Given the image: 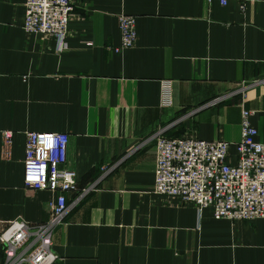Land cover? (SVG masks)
<instances>
[{
    "label": "crops",
    "instance_id": "1",
    "mask_svg": "<svg viewBox=\"0 0 264 264\" xmlns=\"http://www.w3.org/2000/svg\"><path fill=\"white\" fill-rule=\"evenodd\" d=\"M25 1L0 0V234L50 221L58 193L24 186L26 135L66 134L76 191L52 231L57 264H264V221L152 193L158 135L234 144L245 110L264 144V2L72 0L60 50L24 33ZM120 13L137 38L115 53Z\"/></svg>",
    "mask_w": 264,
    "mask_h": 264
},
{
    "label": "built area",
    "instance_id": "2",
    "mask_svg": "<svg viewBox=\"0 0 264 264\" xmlns=\"http://www.w3.org/2000/svg\"><path fill=\"white\" fill-rule=\"evenodd\" d=\"M222 7L236 2L242 10L248 3L264 0H207ZM76 4L72 0H26L21 28L27 35L55 39L65 49L68 24ZM121 45L115 53L129 50L137 38L136 19L117 15ZM168 89V88H167ZM163 104L171 106L165 91ZM252 113L242 111L240 141H204L197 137L155 138V182L152 193L195 209L235 227L264 221V144L251 124ZM10 143L11 134L5 136ZM69 136L27 133L24 186L34 191L58 193L49 205L50 221L43 224L8 223L0 234L5 264H57L52 250V231L67 210V195L76 191V175L67 165ZM233 150V154L231 152Z\"/></svg>",
    "mask_w": 264,
    "mask_h": 264
}]
</instances>
